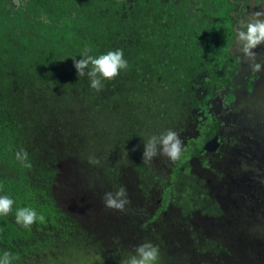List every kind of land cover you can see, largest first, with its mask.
<instances>
[{"label": "trees", "instance_id": "obj_1", "mask_svg": "<svg viewBox=\"0 0 264 264\" xmlns=\"http://www.w3.org/2000/svg\"><path fill=\"white\" fill-rule=\"evenodd\" d=\"M223 1L229 2L214 0V6L217 2L223 6ZM209 3L0 0V195L15 201L8 215H0V257L8 251L15 257L11 264H117L136 246L151 242L159 247L156 264H191L185 254L175 258L167 254L165 243L170 242L161 239H170L177 220L182 221L181 230L190 231L194 249L201 243L197 254L228 250L220 246V239L204 236L201 227L198 232L191 230L195 220L213 227L227 219L216 198L193 174H184L173 186L169 185L175 179L169 180L164 189L169 187L150 199L143 192L152 189L154 174H137L144 207L131 208V196L138 194L133 183L129 190L125 186L130 203L124 211H106L98 202L106 192L129 182L130 174H125L129 155L138 161L132 167L145 173L156 160L155 156L144 163L137 158L148 140L138 141L143 138L134 137L136 132L144 136L148 126L154 132L165 116L173 125L176 111L183 118L186 108L179 106L190 97L185 94L189 76L207 60L199 27L205 20L200 8L207 11ZM85 47L92 56L122 49L128 67L115 79L102 81V90L96 91L88 76H78L74 67L73 59H81ZM20 149L27 151L31 168L16 160ZM89 157L100 163H89ZM69 162L72 171H82L80 187L74 174L68 175L67 184L62 179L60 173ZM92 174L96 180L88 185L86 179ZM65 184L67 190L76 186L85 201L96 199L98 216L91 209L82 219L65 209L61 204ZM161 206L169 209L168 215L158 213ZM21 207L34 209L44 221L37 219L29 228L17 224L15 214ZM148 220L164 237L150 240L139 233L142 241L133 239L132 227H142ZM124 235L129 248L119 244Z\"/></svg>", "mask_w": 264, "mask_h": 264}, {"label": "flooded vegetation", "instance_id": "obj_2", "mask_svg": "<svg viewBox=\"0 0 264 264\" xmlns=\"http://www.w3.org/2000/svg\"><path fill=\"white\" fill-rule=\"evenodd\" d=\"M226 7L229 10L224 13ZM200 9L204 19H209L207 23L202 21V27H199L203 31L200 47L207 60H203L199 71H192L194 74L189 76V89L185 94L190 97L184 99L187 100L185 106H179L182 107L180 110L186 108L183 118L181 112L176 111L177 122L170 125L165 116L153 132L159 136L169 129L176 131L182 141L181 156L172 161L158 154L154 163L147 166L150 168L148 173L132 167V163L138 161L128 156L130 163L125 174H130L129 182L135 184L138 192L131 196V208L144 207L142 191L137 187L140 182L137 174L155 176L152 175V189H148L149 193L148 190L143 192L146 199L158 196L156 193L163 191L169 180L175 179L169 185L173 186L184 174H193L220 204L223 218H227L224 223L237 224L242 235L250 221H254L258 230L253 234L264 239V43L250 50L254 55H247L237 42L242 25L257 14V18L264 20V0H229L228 3L223 1V6L218 2L214 6V0H210L207 11L203 7ZM147 118L150 120V116ZM136 133L134 137L143 138L137 139L140 142L153 136ZM137 158L143 159V155ZM160 203L163 205L162 200ZM158 210L163 216L170 212L163 206ZM180 222L175 221L169 234L186 231L190 236V231L181 230ZM154 225L148 220L143 222L144 229L133 226L130 235L133 238L135 234V240H140L139 233L150 240L164 237ZM198 228L196 225L191 230ZM220 246L228 248L222 242ZM199 248L198 245L197 253ZM213 254L230 252L221 248ZM171 256L175 258V253Z\"/></svg>", "mask_w": 264, "mask_h": 264}, {"label": "clouds", "instance_id": "obj_3", "mask_svg": "<svg viewBox=\"0 0 264 264\" xmlns=\"http://www.w3.org/2000/svg\"><path fill=\"white\" fill-rule=\"evenodd\" d=\"M254 16L247 24L241 26L237 33V42L244 54L254 55L251 49L264 43V20ZM91 49L85 47L81 54V59H73L74 67L78 76L87 75L91 88L100 91L103 88L102 81L113 80L128 67V61L124 58L122 49L110 50L99 56L90 55ZM259 67V66H257ZM182 153V141L179 134L171 129L166 130L159 136L153 135L144 143L143 162L148 163L158 154L167 156L170 160L176 161ZM16 160L24 167L31 168L28 153L20 149L15 153ZM89 163L99 164L95 157H89ZM105 207L118 211H124L125 206L130 203L127 198L125 187H119L115 192L104 194ZM15 201L8 195H0V215L6 216L12 211ZM37 219L44 221L43 215L30 207L18 208L15 214V222L24 228H29ZM159 247L151 242H145L136 246L134 253H130L123 264H156L159 259ZM11 252L5 251L0 257V264H11L14 259Z\"/></svg>", "mask_w": 264, "mask_h": 264}, {"label": "rangeland", "instance_id": "obj_4", "mask_svg": "<svg viewBox=\"0 0 264 264\" xmlns=\"http://www.w3.org/2000/svg\"><path fill=\"white\" fill-rule=\"evenodd\" d=\"M125 128L127 127L124 126L123 129ZM144 132L149 135L153 133L152 129L149 126L145 128ZM71 168L72 167L69 162L66 164L63 170L61 169L62 172L60 174H62V179L65 180L67 184V181L69 180L68 175L74 174L76 184L78 187H80L81 181L83 180L82 171H72ZM95 176L96 174H92L86 179L88 185L90 184V182L96 180L94 179ZM99 176L100 178H102L101 175ZM66 184L62 187V190L66 191L65 194L61 196L63 202L61 204L64 206L65 209L67 207L69 212H71L72 214L77 215L83 219L86 218L87 214H90L91 209H94V216H98V213L96 212V203L98 202L103 206L106 211L111 212L112 209L105 207L103 199L104 195L101 196L100 200L98 199V202L96 199L85 201L83 197L84 194H82L81 191L76 190V186H74L73 190H67ZM101 184H104L108 188H110L104 182H101ZM126 185L129 190L131 184L128 182V180L122 183L123 187H125ZM101 186L104 189L103 185ZM110 189L113 190L112 188ZM246 217L247 219H249L248 214ZM195 223L203 229L204 236L209 239H220L222 243L227 245L230 254H197L196 249H194L195 244L189 238L188 233L186 231L170 235V244L165 243V246H167L166 248L168 249L167 254L171 255V253H175L180 254L181 256L185 254V256L191 260H189L191 264H195V262H202L203 264H264V239L261 238L260 235L253 234L258 230L255 226L254 221H250L249 225H247L245 228L246 233L242 235L240 234V228L237 227V225L230 226L224 222L221 225L222 222H218L217 224H213V227H206V224L204 222L196 220ZM232 234H238V237H234L232 236ZM118 241H120V245L129 248V239L126 235L122 236ZM198 245L200 246V243H198ZM123 261L124 259L117 264H123ZM111 262H106V264H111ZM69 264H78V261H71Z\"/></svg>", "mask_w": 264, "mask_h": 264}]
</instances>
